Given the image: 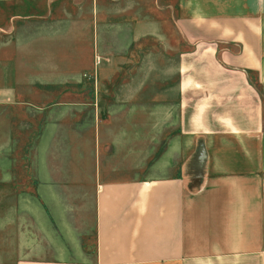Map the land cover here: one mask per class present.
I'll return each instance as SVG.
<instances>
[{"label":"crops","instance_id":"0c3cea01","mask_svg":"<svg viewBox=\"0 0 264 264\" xmlns=\"http://www.w3.org/2000/svg\"><path fill=\"white\" fill-rule=\"evenodd\" d=\"M3 27L15 264H264V0H0Z\"/></svg>","mask_w":264,"mask_h":264},{"label":"rangeland","instance_id":"374dc122","mask_svg":"<svg viewBox=\"0 0 264 264\" xmlns=\"http://www.w3.org/2000/svg\"><path fill=\"white\" fill-rule=\"evenodd\" d=\"M20 24H15V27H20ZM3 30L0 31L3 35L6 29V27L2 28ZM7 29H10L8 27ZM16 29V28H15ZM91 34H90V39H89V49H91L92 52V59H93V67L91 66V69L88 70H83L81 77H80V83H84V81H93L92 76L96 74V68L101 65L103 62V56H107V52H110L112 50L113 44H112V28L105 29L103 32V35L105 36L106 40L104 43H100L99 45H96L95 43V35H96V28H90L89 29ZM137 28H132V29H122L121 35L124 36H130L134 35L136 32ZM13 30L10 31V36L13 35ZM89 32V33H90ZM85 33V32H84ZM0 34V42L6 40L8 38L7 36H3ZM85 37V36H84ZM87 38V37H86ZM88 39V38H87ZM85 40V38H84ZM10 41V39H9ZM84 46H86L84 44ZM141 45H138V48ZM156 46V45H155ZM0 47H4L3 44H0ZM72 46L68 45L65 47V45H59L56 47L55 53L51 56L57 55V59H62L64 53L70 54L73 52ZM155 48V47H154ZM136 46H133L132 53L135 54ZM6 51H9L7 49ZM5 51V52H6ZM84 53V52H83ZM104 54V55H103ZM8 58H5L2 62L6 65L8 62ZM106 61V60H105ZM136 61H133L131 66H134ZM79 67L84 69V61H79ZM5 72L7 73V69L5 68V71L0 67V80L3 77V74L5 75ZM1 94V93H0ZM10 103V100H1L0 96V264H15L16 257L18 255L17 252V214L20 213L22 214L23 211L25 210V204H26V193L24 190V186L27 185V181L24 178L23 175V165L19 166V163H17V156H13V163L9 165L10 173L7 171H3V167L6 168L5 165L2 164V155L6 153V151L9 150L8 146L4 147V144H8V140L6 139L7 136L12 137L11 134H7L1 129L2 124H1V115H2V106ZM5 116L7 115L6 112ZM16 147V145H15ZM24 148V147H23ZM23 148L21 147V154L23 151ZM12 172V174H11ZM7 176H10V174L13 176V188L12 190L7 191V183H2L3 178ZM20 179V181H18ZM9 192V193H8ZM29 205V204H27Z\"/></svg>","mask_w":264,"mask_h":264}]
</instances>
